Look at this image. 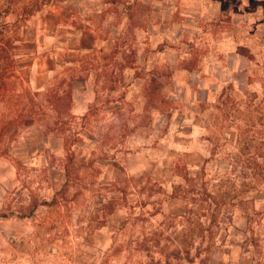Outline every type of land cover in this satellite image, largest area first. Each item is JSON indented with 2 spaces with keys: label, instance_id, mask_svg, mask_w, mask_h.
<instances>
[{
  "label": "crops",
  "instance_id": "obj_1",
  "mask_svg": "<svg viewBox=\"0 0 264 264\" xmlns=\"http://www.w3.org/2000/svg\"><path fill=\"white\" fill-rule=\"evenodd\" d=\"M8 27L15 88L0 90V211L39 221L38 209L76 204L85 264H205L217 185L186 178L237 145V120L221 114L264 76V0H51ZM27 92L54 110L65 95L59 115L78 121L77 139L62 117L13 115L8 97ZM230 206L223 239L264 221V189Z\"/></svg>",
  "mask_w": 264,
  "mask_h": 264
},
{
  "label": "rangeland",
  "instance_id": "obj_2",
  "mask_svg": "<svg viewBox=\"0 0 264 264\" xmlns=\"http://www.w3.org/2000/svg\"><path fill=\"white\" fill-rule=\"evenodd\" d=\"M50 1L0 0V75H6L5 80L0 78V90L10 93L15 88L12 87L13 81L10 82L11 80L7 76L12 66L9 54L10 32L8 25H13V21L26 20ZM259 61L264 66V57ZM261 70H264V67ZM260 84L261 88H259ZM61 88L63 89V85ZM253 89L245 94L241 108L228 109L221 114L222 120L226 117L237 120L239 124L237 145L231 148L230 145L224 144L217 156L209 158L204 177L186 178L187 181L198 185L204 182L217 185V189L213 191V197L217 203L213 208L215 219L212 230L213 237L208 240L210 249L208 255L203 258L205 264H226L228 261L264 264V221H258L257 216L251 217L252 221L248 230L223 239L224 225L219 216L222 211H224V216L231 211L232 200L237 197H245L253 185L261 186L264 189L263 75L256 81L254 91ZM30 93L19 94V97H14L12 94L8 97L15 104V110L12 111L13 115L22 109L20 115H29L30 112H33L38 117L44 115L47 122L62 117L61 119L66 123V126H61V128L68 132L71 142L76 140L78 137L76 135L77 130L80 128L78 121L71 119L67 114L59 115L65 111L66 96L54 95L55 104H57L54 110L50 109L48 100L45 101L44 93L36 96ZM255 102L257 106L252 108ZM8 114L9 112L6 111V115ZM73 144L70 145L68 162L71 180L77 183L79 158L76 157V153L72 149L75 146ZM216 144L221 146V142ZM77 192V187L72 186L68 192V197L76 195ZM71 209L76 211L78 207L74 204L73 207L68 208V205L59 201L52 210L38 209V214H41L42 217L39 221H30L28 219L15 220L11 217L13 212L2 207L1 210L3 211H0V264H85L90 261L89 256L92 257L93 255L81 252V246L86 243L79 240L81 235L77 223L73 221V217L69 213ZM28 210L22 205L17 209L18 217L27 214ZM8 218L12 219L8 220ZM191 240L187 241L186 245H190ZM196 241L199 243L198 245L202 244L201 239H196ZM166 246L168 251L173 249L172 243H168ZM229 252L230 254H228ZM168 254L170 257L173 256V254Z\"/></svg>",
  "mask_w": 264,
  "mask_h": 264
}]
</instances>
